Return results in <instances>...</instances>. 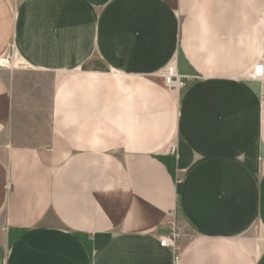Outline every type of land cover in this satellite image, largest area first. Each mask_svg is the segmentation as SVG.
I'll return each mask as SVG.
<instances>
[{
	"label": "crops",
	"instance_id": "crops-1",
	"mask_svg": "<svg viewBox=\"0 0 264 264\" xmlns=\"http://www.w3.org/2000/svg\"><path fill=\"white\" fill-rule=\"evenodd\" d=\"M6 56L66 77L39 146L0 70V264H173L171 209L179 264H264V0H0Z\"/></svg>",
	"mask_w": 264,
	"mask_h": 264
},
{
	"label": "rangeland",
	"instance_id": "rangeland-1",
	"mask_svg": "<svg viewBox=\"0 0 264 264\" xmlns=\"http://www.w3.org/2000/svg\"><path fill=\"white\" fill-rule=\"evenodd\" d=\"M113 11L114 10L110 8V11L107 13L106 29L108 33L106 36L108 43L109 41H115V43L118 44V42H116L118 41V34H116L117 38L115 39V35L112 32ZM110 31L111 35H109ZM116 47H118V45ZM3 61L4 63H0V70H4L10 75L9 81L12 93V132L15 134V138L21 139V142L25 139L27 144H38L40 146L46 143L50 136L53 94L62 79L66 77V73L19 65L13 56L10 57V60H7L6 56ZM171 63L176 69L175 58L169 64ZM249 78L250 77H248V79ZM250 80L252 83L254 82L251 78ZM185 87L183 89H185ZM162 88L167 90L163 86Z\"/></svg>",
	"mask_w": 264,
	"mask_h": 264
},
{
	"label": "built area",
	"instance_id": "built-area-1",
	"mask_svg": "<svg viewBox=\"0 0 264 264\" xmlns=\"http://www.w3.org/2000/svg\"><path fill=\"white\" fill-rule=\"evenodd\" d=\"M162 86L169 91L179 92L185 85L186 81L181 77L174 65L168 64L164 70L160 73ZM250 78L252 80L258 81L261 84V97L264 98V62H258L252 69L250 73ZM171 154L176 152V145H171L169 147ZM165 220L170 228L168 235L161 237L159 240L160 247L169 248L173 255V264H179L180 255L177 250V242L181 237V226L177 223L176 212L174 209L168 211L165 216Z\"/></svg>",
	"mask_w": 264,
	"mask_h": 264
},
{
	"label": "bare ground",
	"instance_id": "bare-ground-1",
	"mask_svg": "<svg viewBox=\"0 0 264 264\" xmlns=\"http://www.w3.org/2000/svg\"><path fill=\"white\" fill-rule=\"evenodd\" d=\"M0 63H4V62H3V60H2V61H0Z\"/></svg>",
	"mask_w": 264,
	"mask_h": 264
}]
</instances>
